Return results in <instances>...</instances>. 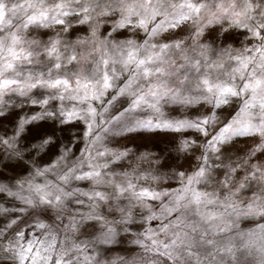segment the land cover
<instances>
[{
  "label": "snow or ice",
  "instance_id": "snow-or-ice-1",
  "mask_svg": "<svg viewBox=\"0 0 264 264\" xmlns=\"http://www.w3.org/2000/svg\"><path fill=\"white\" fill-rule=\"evenodd\" d=\"M210 30L215 40L203 39ZM239 32L245 43L233 52L224 37ZM188 68L209 71L191 80ZM166 105L207 111L168 117ZM16 109L12 134H0V164L28 165L17 181L0 180L15 202H0V252L16 264H223L193 248L231 230L255 237L264 264V0H0V118ZM77 121L84 146L73 158L78 141L58 144L55 129ZM41 124L53 130L23 144ZM155 132L180 134L155 161L107 142ZM237 139L254 144L232 158L225 148ZM195 149L190 171L160 172L167 153ZM129 156L139 161L131 171L111 167ZM162 175L176 187L161 188ZM45 210L62 233L40 219ZM121 246L139 251L105 255Z\"/></svg>",
  "mask_w": 264,
  "mask_h": 264
},
{
  "label": "rangeland",
  "instance_id": "rangeland-1",
  "mask_svg": "<svg viewBox=\"0 0 264 264\" xmlns=\"http://www.w3.org/2000/svg\"><path fill=\"white\" fill-rule=\"evenodd\" d=\"M44 35H47L45 33ZM238 37L236 39H232L233 33H227L224 37V43L232 45V51L236 52L242 43H245L242 39L243 32L235 33ZM216 31L210 30L206 32L203 39L205 40H215ZM99 55V53H97ZM179 63V62H178ZM186 71L187 75L191 80H195L198 76L202 77L203 72L209 71L208 69H201V73H196L191 68L186 70H182V75ZM186 89L185 91L187 90ZM36 90H34V94ZM124 107H127V102L122 101L118 104L117 107L112 109V112L118 113L122 111ZM20 109H16L10 115L0 118V134L7 133L8 135L12 134L13 126L16 122V116L20 112ZM23 111L32 112L39 111L38 107L28 108L25 107ZM163 111L168 117H179L182 114L186 113L190 116H197L200 111H207V109L203 105L192 106L181 109L179 106L166 105L163 108ZM85 129V125L77 121L72 124L65 125L63 129H55V131L60 135V140L57 141L59 144L61 141L67 144H71L73 139L76 142L74 147L70 149L73 158L79 156L81 149L84 146L83 142V132ZM53 129L47 124H41L39 127H32L29 131H27L22 137L23 144L31 143L38 135L43 133L44 131H52ZM72 131L75 133V137L70 136L69 132ZM179 133H169V132H155V133H145V134H134V135H126V136H114L110 137L107 141L109 146L113 149H124L130 148L136 156H139L146 151L151 153V158L153 161L156 160L157 155L163 151V149L169 144H173L179 137ZM188 138H194L197 134L189 131L185 134ZM254 144V140L252 139H237L233 141L230 145L225 148L226 154L230 155L232 158L243 156ZM199 149H195L187 155H178L175 152L167 153V159L163 161L162 165H159V170L162 174H166L170 168H174L177 171H190L191 167L195 165V156L199 154ZM55 153V149H51L47 154H41L36 156L37 163L40 165L47 164L53 157ZM33 155H35L33 153ZM27 157H25V162L20 164H0V180L6 181H17L21 173H25L28 165L26 163ZM139 161L133 157L129 156L127 161H121L119 163L111 165L118 172L131 171L133 167H135ZM142 167H148V165H142ZM151 167L156 168L157 165L153 163ZM80 187L86 188L88 186L87 181H79L74 182ZM161 188H175L176 185L171 183L170 181L165 182L164 175L161 176ZM0 202H4L5 205H11L15 202L9 199H6L4 196L0 195ZM70 207L75 208V205H70ZM13 215H16L15 213ZM40 219L51 226L53 232L62 233L64 229L61 227V221L57 217V214L54 210H45V212L40 216ZM4 223L3 219H0V225ZM64 224H67L68 221H63ZM254 222L246 221L242 222L239 225L241 230H247L252 227ZM216 241L215 247L207 244H199L198 246L193 248V251L200 256L202 260H206L209 254H215V258L217 261H222L223 264H257L259 259L257 252L251 247V242L255 240V237H245L237 234L236 230H231L227 233H217L215 237H211ZM129 237H124L121 239V245L127 243ZM228 249H231L229 252ZM139 251L137 248H125L123 246L118 248H110L105 255L107 257H112L114 254H121L126 256H135ZM0 264H16L11 258L9 253L0 252Z\"/></svg>",
  "mask_w": 264,
  "mask_h": 264
}]
</instances>
